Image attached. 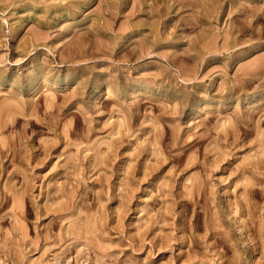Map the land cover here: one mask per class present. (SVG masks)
Instances as JSON below:
<instances>
[{
  "label": "rangeland",
  "instance_id": "1",
  "mask_svg": "<svg viewBox=\"0 0 264 264\" xmlns=\"http://www.w3.org/2000/svg\"><path fill=\"white\" fill-rule=\"evenodd\" d=\"M0 264H264V0H0Z\"/></svg>",
  "mask_w": 264,
  "mask_h": 264
}]
</instances>
